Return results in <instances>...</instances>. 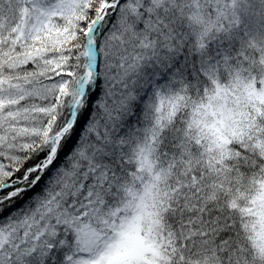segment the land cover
Masks as SVG:
<instances>
[{"label":"snow or ice","instance_id":"obj_1","mask_svg":"<svg viewBox=\"0 0 264 264\" xmlns=\"http://www.w3.org/2000/svg\"><path fill=\"white\" fill-rule=\"evenodd\" d=\"M0 264H264V0H0Z\"/></svg>","mask_w":264,"mask_h":264}]
</instances>
